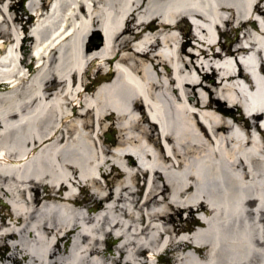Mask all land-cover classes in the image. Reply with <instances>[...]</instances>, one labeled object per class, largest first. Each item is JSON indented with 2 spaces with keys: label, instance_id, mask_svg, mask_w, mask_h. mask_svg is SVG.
Listing matches in <instances>:
<instances>
[{
  "label": "bare ground",
  "instance_id": "bare-ground-1",
  "mask_svg": "<svg viewBox=\"0 0 264 264\" xmlns=\"http://www.w3.org/2000/svg\"><path fill=\"white\" fill-rule=\"evenodd\" d=\"M46 4L0 0V264H264V0H55L29 31ZM187 22L219 79L196 107Z\"/></svg>",
  "mask_w": 264,
  "mask_h": 264
},
{
  "label": "rangeland",
  "instance_id": "rangeland-1",
  "mask_svg": "<svg viewBox=\"0 0 264 264\" xmlns=\"http://www.w3.org/2000/svg\"><path fill=\"white\" fill-rule=\"evenodd\" d=\"M259 20L262 21V16L258 17ZM185 26V25H184ZM234 27V26H233ZM220 30L225 33L227 36H229L230 38L234 39V37L236 36H239V32H232V26H227V27H221ZM185 33H186V36L183 40L186 41V44L184 46V62H185V70H191L192 71V76H197L199 81H201V85H194V86H186V91H187V94L185 95V100L187 102H190L193 106H197L196 104V99L198 100V98L200 97H206L208 96V91L210 92V89L209 87H207V85H210L214 82H217L219 79L217 77L216 74H212V73H208L207 76L205 77L206 74H203L204 72H202L201 68L198 66V59L195 58V55L197 52H198V48H201L203 47L201 44H199L196 40H194L190 33H191V28L190 26H187L185 27ZM179 33L176 32V35H178ZM210 37L211 39L215 40V36H217V31L216 30H213L212 33H210ZM204 36V35H203ZM22 41H23V35L22 34H18L17 35V40H16V44H17V53H18V48L20 50V46L22 44ZM212 41V40H211ZM225 38H222V43L225 44ZM15 44V45H16ZM234 44V41L232 40L229 44L230 47H232V45ZM6 48H10L11 46H8V45H5ZM195 68V69H193ZM193 69V70H192ZM196 71L197 73H199L200 76L196 75ZM207 89V90H206ZM212 93V92H211ZM222 105H224V102H221ZM238 109H235V111H237ZM111 128H113L114 130V126L111 125ZM116 130V129H115ZM105 134L106 131L105 130H102V131H99V134ZM104 137V135H103ZM104 139H106L104 137ZM108 144H114L113 143H108ZM88 193V192H87ZM87 193L81 195L82 197L85 196ZM1 206V205H0ZM172 216H174L175 218L179 219V218H182L183 219V223L185 224L189 218L191 217H194L192 215H189L188 212H185L184 210H181L180 212H178L177 210H171V213H170ZM194 226H192L193 228ZM114 244V243H113ZM110 251V249H109ZM111 251H112V248H111ZM168 264H172V261H170Z\"/></svg>",
  "mask_w": 264,
  "mask_h": 264
},
{
  "label": "water",
  "instance_id": "water-1",
  "mask_svg": "<svg viewBox=\"0 0 264 264\" xmlns=\"http://www.w3.org/2000/svg\"><path fill=\"white\" fill-rule=\"evenodd\" d=\"M109 139H111V138L109 137Z\"/></svg>",
  "mask_w": 264,
  "mask_h": 264
}]
</instances>
